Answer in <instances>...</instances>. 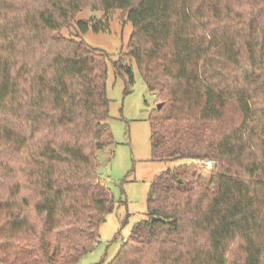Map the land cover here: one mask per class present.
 Segmentation results:
<instances>
[{"label": "trees", "instance_id": "1", "mask_svg": "<svg viewBox=\"0 0 264 264\" xmlns=\"http://www.w3.org/2000/svg\"><path fill=\"white\" fill-rule=\"evenodd\" d=\"M83 10L132 26L113 66L162 103L151 160L212 163L156 175L109 264H264V0H0V264H75L115 208L108 56L60 33Z\"/></svg>", "mask_w": 264, "mask_h": 264}, {"label": "rangeland", "instance_id": "2", "mask_svg": "<svg viewBox=\"0 0 264 264\" xmlns=\"http://www.w3.org/2000/svg\"><path fill=\"white\" fill-rule=\"evenodd\" d=\"M79 21L99 23L103 30L82 33L77 27ZM131 30L132 26L121 10H83L69 27L60 32L65 37L83 40L108 56L107 98L113 145L99 153V160L101 177L113 196L115 208L101 223L95 247L75 264L110 263L133 225L146 219L149 187L156 175L171 169L190 180L193 173L207 178L211 168L198 160H151L148 116L156 100L130 61L126 63L133 70L134 83L131 92L124 95V78L116 75L113 66V62L125 51ZM110 150L112 156L108 155Z\"/></svg>", "mask_w": 264, "mask_h": 264}, {"label": "built area", "instance_id": "3", "mask_svg": "<svg viewBox=\"0 0 264 264\" xmlns=\"http://www.w3.org/2000/svg\"><path fill=\"white\" fill-rule=\"evenodd\" d=\"M203 165H204L205 167H210V166H211V161H209V160L204 161V162H203Z\"/></svg>", "mask_w": 264, "mask_h": 264}, {"label": "water", "instance_id": "4", "mask_svg": "<svg viewBox=\"0 0 264 264\" xmlns=\"http://www.w3.org/2000/svg\"><path fill=\"white\" fill-rule=\"evenodd\" d=\"M161 105H162V103H157L156 108L159 109L161 107ZM178 181H180V180H178Z\"/></svg>", "mask_w": 264, "mask_h": 264}]
</instances>
